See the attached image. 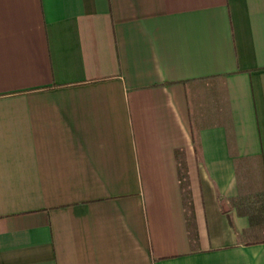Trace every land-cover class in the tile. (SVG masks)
I'll return each mask as SVG.
<instances>
[{
    "label": "crops",
    "instance_id": "obj_1",
    "mask_svg": "<svg viewBox=\"0 0 264 264\" xmlns=\"http://www.w3.org/2000/svg\"><path fill=\"white\" fill-rule=\"evenodd\" d=\"M243 163L264 0H0V264H264Z\"/></svg>",
    "mask_w": 264,
    "mask_h": 264
},
{
    "label": "rangeland",
    "instance_id": "obj_2",
    "mask_svg": "<svg viewBox=\"0 0 264 264\" xmlns=\"http://www.w3.org/2000/svg\"><path fill=\"white\" fill-rule=\"evenodd\" d=\"M242 170L243 172L245 173V178L247 181H246V184L248 186V189L250 191V194L248 195V197H243L244 199L247 198L249 200H264V192L260 193V194H253L254 192V187L252 186L253 185V175H251L252 172L251 169L248 170L250 168V165L249 164H246V163H243L242 165ZM246 211L249 212V214L252 216V226L254 227H259V228H262L264 229V203H250V206L248 208L245 209ZM247 212V213H248Z\"/></svg>",
    "mask_w": 264,
    "mask_h": 264
}]
</instances>
